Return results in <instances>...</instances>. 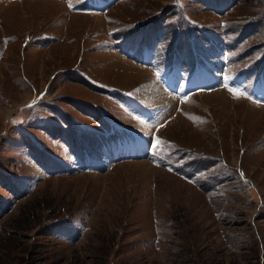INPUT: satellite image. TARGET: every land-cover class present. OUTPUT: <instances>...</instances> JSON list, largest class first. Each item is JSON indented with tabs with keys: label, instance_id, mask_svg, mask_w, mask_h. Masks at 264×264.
<instances>
[{
	"label": "rangeland",
	"instance_id": "374dc122",
	"mask_svg": "<svg viewBox=\"0 0 264 264\" xmlns=\"http://www.w3.org/2000/svg\"><path fill=\"white\" fill-rule=\"evenodd\" d=\"M233 2L0 0V264H264V0Z\"/></svg>",
	"mask_w": 264,
	"mask_h": 264
},
{
	"label": "trees",
	"instance_id": "16d2710c",
	"mask_svg": "<svg viewBox=\"0 0 264 264\" xmlns=\"http://www.w3.org/2000/svg\"><path fill=\"white\" fill-rule=\"evenodd\" d=\"M217 2H218V5H217V7L218 8H223V7H225V9H229L230 8V6H232V4L234 3L233 2V0H216ZM222 1H224L223 2V4H222ZM163 27H164V25H163ZM163 30H164V28H163ZM165 31V30H164ZM252 32H254V30H252V28L249 30V34L250 33H252ZM166 34V33H165ZM80 80V79H79Z\"/></svg>",
	"mask_w": 264,
	"mask_h": 264
}]
</instances>
